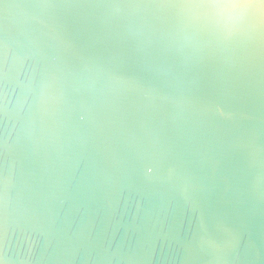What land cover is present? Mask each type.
Returning a JSON list of instances; mask_svg holds the SVG:
<instances>
[{
    "label": "water",
    "instance_id": "95a60500",
    "mask_svg": "<svg viewBox=\"0 0 264 264\" xmlns=\"http://www.w3.org/2000/svg\"><path fill=\"white\" fill-rule=\"evenodd\" d=\"M174 2L0 0V264H264V37Z\"/></svg>",
    "mask_w": 264,
    "mask_h": 264
},
{
    "label": "clouds",
    "instance_id": "9594fccd",
    "mask_svg": "<svg viewBox=\"0 0 264 264\" xmlns=\"http://www.w3.org/2000/svg\"><path fill=\"white\" fill-rule=\"evenodd\" d=\"M181 40L193 51L264 37V0H176Z\"/></svg>",
    "mask_w": 264,
    "mask_h": 264
}]
</instances>
